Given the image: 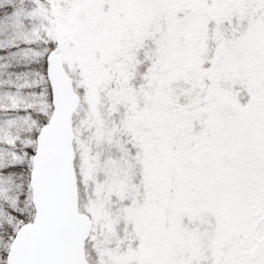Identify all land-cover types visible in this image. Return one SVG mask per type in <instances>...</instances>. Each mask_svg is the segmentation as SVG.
Here are the masks:
<instances>
[{
	"label": "snow or ice",
	"instance_id": "snow-or-ice-1",
	"mask_svg": "<svg viewBox=\"0 0 264 264\" xmlns=\"http://www.w3.org/2000/svg\"><path fill=\"white\" fill-rule=\"evenodd\" d=\"M0 264H264V0H0Z\"/></svg>",
	"mask_w": 264,
	"mask_h": 264
}]
</instances>
